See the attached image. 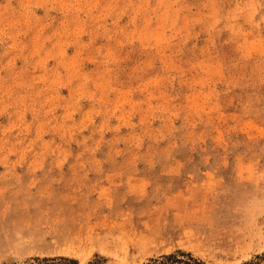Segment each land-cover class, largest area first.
I'll use <instances>...</instances> for the list:
<instances>
[{
    "label": "rangeland",
    "instance_id": "1",
    "mask_svg": "<svg viewBox=\"0 0 264 264\" xmlns=\"http://www.w3.org/2000/svg\"><path fill=\"white\" fill-rule=\"evenodd\" d=\"M0 264H264V0H0Z\"/></svg>",
    "mask_w": 264,
    "mask_h": 264
}]
</instances>
